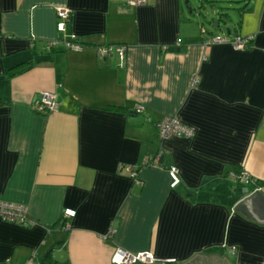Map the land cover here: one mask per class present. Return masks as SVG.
<instances>
[{"label": "crops", "instance_id": "1", "mask_svg": "<svg viewBox=\"0 0 264 264\" xmlns=\"http://www.w3.org/2000/svg\"><path fill=\"white\" fill-rule=\"evenodd\" d=\"M185 5L0 0V200L35 223L0 220V264L47 254L48 264H111L117 248L177 264H264V224L234 210L244 189L264 194V0L239 1L226 35L193 23L200 9ZM59 8L70 14L62 31ZM217 36L252 41L202 44ZM72 37L79 50L66 49ZM106 46L125 47L124 60L100 58ZM28 60L31 70L8 78ZM41 92L55 95L49 115L34 112ZM169 117L194 135L160 140ZM159 150L179 172L175 188L164 168L130 178ZM243 172L254 181L232 177Z\"/></svg>", "mask_w": 264, "mask_h": 264}, {"label": "built area", "instance_id": "2", "mask_svg": "<svg viewBox=\"0 0 264 264\" xmlns=\"http://www.w3.org/2000/svg\"><path fill=\"white\" fill-rule=\"evenodd\" d=\"M149 0H127V5L130 7H135L139 5L146 4ZM70 18V14L65 9H57L56 11V19H57V29L58 31L63 30V25ZM204 32V31H203ZM252 41L251 37H241L235 36L231 39L225 36H217L213 37L209 40L203 41V45H211V44H221L227 43L235 50H244L246 49ZM56 43H47L46 50H49L52 46H55ZM66 49L68 50H79L81 45L76 41L75 37L70 38L66 42H64ZM113 53H117L121 60H124L125 55V47L123 46H106L98 49L97 54L100 58L104 59ZM56 98L55 95L51 92H41L39 94V99L37 103L34 105V112L40 115H49L56 109ZM143 108L137 107L136 113H142ZM157 135L160 140H167L170 138H178V139H188L194 135V130L177 118H164L158 122L157 126ZM166 152L159 150L156 155L153 157H149L145 160V162H149L148 166L159 167L166 169L170 180V188H175L180 184L179 172L175 167H166L162 166V159L164 158ZM143 168L139 166L130 167V178L137 184H140V180L138 179V175ZM232 177L235 178L238 182L243 184H248L251 181H254L247 173H239L232 174ZM75 216V211L72 209H65L62 213L63 219L73 218ZM0 220L17 225L22 227H33L35 223L28 218L27 209L24 205L11 204L6 203L0 200ZM112 233V232H111ZM111 233L108 234L105 239L111 237ZM235 249L233 248V251ZM111 264H177L176 259L168 258L161 259L153 256L150 252H140L136 254L129 253L121 248H117L110 257ZM27 264H36L33 260H29ZM48 264V263H42Z\"/></svg>", "mask_w": 264, "mask_h": 264}, {"label": "rangeland", "instance_id": "3", "mask_svg": "<svg viewBox=\"0 0 264 264\" xmlns=\"http://www.w3.org/2000/svg\"><path fill=\"white\" fill-rule=\"evenodd\" d=\"M208 2H202L200 0H184V5L189 8L200 9L201 15L195 14L190 16L193 23H201L214 35H226L227 30H232L237 20L236 11L234 10L241 0H207ZM190 6V7H189ZM189 7V8H188ZM227 13L229 19L226 21L220 20L218 14ZM215 19L219 20L218 28H213L211 22Z\"/></svg>", "mask_w": 264, "mask_h": 264}, {"label": "water", "instance_id": "4", "mask_svg": "<svg viewBox=\"0 0 264 264\" xmlns=\"http://www.w3.org/2000/svg\"><path fill=\"white\" fill-rule=\"evenodd\" d=\"M218 21H213V28L218 26ZM248 189H244V199L234 208L247 218L254 220L259 224H264V194L255 192L252 196L248 195Z\"/></svg>", "mask_w": 264, "mask_h": 264}, {"label": "trees", "instance_id": "5", "mask_svg": "<svg viewBox=\"0 0 264 264\" xmlns=\"http://www.w3.org/2000/svg\"><path fill=\"white\" fill-rule=\"evenodd\" d=\"M200 1L208 2L207 0H200ZM218 16H219L220 20H224V21H226L227 18H228V14L227 13H220V14H218ZM217 21L219 22L218 19H217ZM34 66H35V62L33 60H28L26 62L19 63V64H17L16 66L12 67L9 70L8 78H13L15 76L21 75V74L31 70ZM110 109L111 110H115V111L124 110L122 108H110ZM148 164H149V162H145L142 166H139V167L143 168V167L148 166ZM162 166H164V164H162ZM237 174H239V173H237ZM50 258H51V254H47L46 258H45L47 260L46 263H49V259Z\"/></svg>", "mask_w": 264, "mask_h": 264}]
</instances>
